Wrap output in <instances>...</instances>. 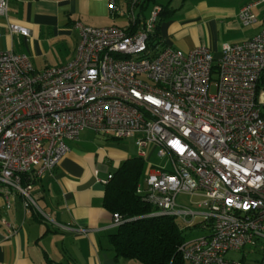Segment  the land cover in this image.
<instances>
[{
  "label": "built area",
  "instance_id": "2783aa9c",
  "mask_svg": "<svg viewBox=\"0 0 264 264\" xmlns=\"http://www.w3.org/2000/svg\"><path fill=\"white\" fill-rule=\"evenodd\" d=\"M258 3L240 10L244 25ZM139 7L129 0L125 27L76 22L75 53L63 64L37 70L27 54L0 50V195L6 207L16 193L36 207L32 181L85 129L134 138L139 157L153 144L170 161L137 185L155 208L149 215L201 231L179 247L185 264H243L226 254L264 244V26L216 57L205 45L184 52L161 37L151 46L161 7L148 18ZM7 12L0 0V17ZM8 29L29 35L17 23ZM122 222L112 215L113 227Z\"/></svg>",
  "mask_w": 264,
  "mask_h": 264
},
{
  "label": "crops",
  "instance_id": "0c3cea01",
  "mask_svg": "<svg viewBox=\"0 0 264 264\" xmlns=\"http://www.w3.org/2000/svg\"><path fill=\"white\" fill-rule=\"evenodd\" d=\"M110 1L8 0L7 16L0 17V50L27 54L37 70L63 64L75 53L76 22L128 24L129 0H113L115 9ZM150 1L168 11L159 25L163 43L184 52L205 45L218 57L224 43L243 42L264 26V3L250 6V25L239 18L240 10L256 0ZM8 23L27 27L29 35L10 33ZM98 136L85 129L66 142L68 151L58 165L32 181L36 207L17 193L6 207L0 195V264H132L114 254L108 237L112 214L103 205L104 187L114 171L110 167L116 169L128 156L105 150L95 141Z\"/></svg>",
  "mask_w": 264,
  "mask_h": 264
},
{
  "label": "trees",
  "instance_id": "16d2710c",
  "mask_svg": "<svg viewBox=\"0 0 264 264\" xmlns=\"http://www.w3.org/2000/svg\"><path fill=\"white\" fill-rule=\"evenodd\" d=\"M149 1H141L142 12ZM167 13V8L161 6L149 41L151 46L159 42V25L168 17ZM143 171L142 157H128L112 172L105 184L104 207L112 215L118 213L123 219L108 235L114 254L140 264H185L179 250L186 240L183 236L185 228L174 217L149 215L155 208L136 191Z\"/></svg>",
  "mask_w": 264,
  "mask_h": 264
},
{
  "label": "rangeland",
  "instance_id": "374dc122",
  "mask_svg": "<svg viewBox=\"0 0 264 264\" xmlns=\"http://www.w3.org/2000/svg\"><path fill=\"white\" fill-rule=\"evenodd\" d=\"M154 7V3L150 1V4L148 3L144 12L145 17H149L150 13ZM229 23H233V18L228 20ZM234 29V28H233ZM230 34V31H227L228 35ZM225 35V36H226ZM211 91H214V87H212ZM98 140H95L98 142L100 146H102L105 150H111L112 152H116L118 150L125 151L128 157L136 155V152H138V149L136 145H134V138H131L129 141L127 140H120L115 139L112 137H106L102 134H99L97 137ZM158 147H155L153 144L148 145V147L145 149V157L144 159V171L140 177V182L142 183L145 177V173L150 167H170V161L168 156H158ZM115 170V165L113 164L110 167V171ZM32 194V191H31ZM32 197L34 198L33 194ZM190 196H179L178 199L184 202H188ZM201 232L196 228H185L183 230V236L186 240H191L193 238H196L197 236H200ZM244 259L243 264H264V244L257 243V244H250L247 243L243 249L236 250V251H229L226 254V258H232V259H238L240 258ZM123 261H130L126 263H132V264H140L136 260H128L125 258H121Z\"/></svg>",
  "mask_w": 264,
  "mask_h": 264
}]
</instances>
